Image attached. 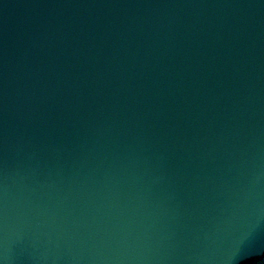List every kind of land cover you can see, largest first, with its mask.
Segmentation results:
<instances>
[{
  "label": "water",
  "instance_id": "1",
  "mask_svg": "<svg viewBox=\"0 0 264 264\" xmlns=\"http://www.w3.org/2000/svg\"><path fill=\"white\" fill-rule=\"evenodd\" d=\"M0 264H264V0H0Z\"/></svg>",
  "mask_w": 264,
  "mask_h": 264
}]
</instances>
